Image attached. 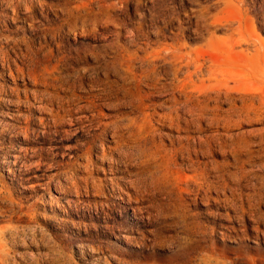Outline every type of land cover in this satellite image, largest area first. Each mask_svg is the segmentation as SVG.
<instances>
[{"label": "rangeland", "instance_id": "rangeland-1", "mask_svg": "<svg viewBox=\"0 0 264 264\" xmlns=\"http://www.w3.org/2000/svg\"><path fill=\"white\" fill-rule=\"evenodd\" d=\"M0 264H264V0H0Z\"/></svg>", "mask_w": 264, "mask_h": 264}, {"label": "bare ground", "instance_id": "bare-ground-1", "mask_svg": "<svg viewBox=\"0 0 264 264\" xmlns=\"http://www.w3.org/2000/svg\"><path fill=\"white\" fill-rule=\"evenodd\" d=\"M126 163H127V162H126ZM140 183H141V181H140ZM143 183H144V182H143ZM142 185H143V184H142ZM148 185H149V184H148ZM145 186H146V185H145ZM145 188H146V187H145ZM121 198H122V197H119L120 200L124 199V198H122V199H121Z\"/></svg>", "mask_w": 264, "mask_h": 264}]
</instances>
